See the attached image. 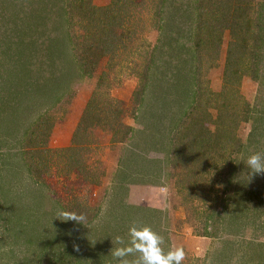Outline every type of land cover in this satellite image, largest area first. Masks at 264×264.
Masks as SVG:
<instances>
[{
  "label": "rangeland",
  "instance_id": "rangeland-1",
  "mask_svg": "<svg viewBox=\"0 0 264 264\" xmlns=\"http://www.w3.org/2000/svg\"><path fill=\"white\" fill-rule=\"evenodd\" d=\"M110 1L87 0L82 6L103 8ZM122 1L111 4L119 10L117 22L109 25H98L99 10L97 14L71 10L72 20L66 31L71 37L69 56L74 61L58 68L66 72L68 87L54 105L42 110L40 118V108L35 115L29 116L27 109V116L18 114L13 120L7 111L1 114L0 110V264H264V205H258L263 194L258 193L257 198L253 192L261 184L264 190V159L259 164L254 161L260 157V153H254L258 145L255 141L264 133V116L257 119L264 115V110L259 113L264 109V100H258L260 83L250 76L241 79V95L258 111L252 114V120L239 122L231 133L234 140L220 138V144L211 148L220 162L238 159L237 168L230 167L232 180L224 191L218 179L228 167L218 166L202 174L180 161L174 164L168 139L153 136L152 127H159L161 132L162 126L166 128L172 119L181 117L194 92L188 89L189 74H173L169 63L164 69L153 67L148 71L149 59L161 44L151 0ZM251 1L257 6L263 0ZM34 7L36 12L40 10L36 4ZM54 9L48 7L54 12L49 11L48 16L56 15ZM21 25L27 42L37 45L39 52L47 47L50 27L36 24L29 32L25 23ZM16 30L9 33L0 27V106L8 100L7 93L35 101V87H29L30 91L22 86L16 91L24 81L20 75L9 76V69L14 67L10 63L20 57L29 62L28 68H35L40 58L48 61L45 53L36 54L33 47L19 45L15 39L21 36L15 38ZM44 30H48V36L39 34ZM3 37L10 40L4 42ZM99 38L106 41L108 49L105 47V54L96 58L93 66L89 59L95 57L86 49L92 46L93 52L95 43L103 44ZM230 39L225 30L217 62L205 63L202 79L206 90L198 96L200 111L196 115L207 119L205 124L212 131L216 125L208 118H216L218 105L225 103L227 112H240L233 100H228L230 94L220 99L207 95L210 89L219 92L224 86ZM20 51L25 56H20ZM159 53L163 54L161 50ZM84 62L94 67L90 75L78 69ZM146 72L150 82L144 106L140 107V75ZM181 85L188 89L184 94L179 92ZM37 90L38 94L45 91ZM152 95L160 100L149 102ZM77 105L79 112L75 111ZM163 107L172 119L163 115ZM70 111L80 113L79 121L71 143L61 146L57 132ZM39 119L43 120L41 125ZM12 122L22 126L19 131ZM256 125L260 127L255 130ZM25 129L30 130L26 135ZM5 130L9 131L7 135ZM237 139L247 146L239 154L233 152ZM225 143L228 149L219 152ZM201 187L203 193L224 191L227 201L205 203L196 199L194 190ZM244 202L251 208L235 218V207ZM218 212L224 213L222 218L216 216ZM203 219H220L213 237L202 235ZM223 239L228 245L221 252Z\"/></svg>",
  "mask_w": 264,
  "mask_h": 264
},
{
  "label": "trees",
  "instance_id": "trees-1",
  "mask_svg": "<svg viewBox=\"0 0 264 264\" xmlns=\"http://www.w3.org/2000/svg\"><path fill=\"white\" fill-rule=\"evenodd\" d=\"M0 1V27H2L5 32L9 33L14 30V28H17L15 38L18 36H21V38L15 40L19 45H24L25 49H31L33 47L36 54L45 53L43 55L45 56V59L48 57V61H46V59L45 63L43 62V58H40V65L35 68L31 66V68H28L29 62L20 57L19 59H16V62L10 63L14 67L9 69L11 72L9 73V76L17 74L20 75L22 78L21 80L24 81V84L21 85L19 89L16 88V91L21 90L22 86L29 90V87H31V90L35 87V95L33 96L35 101L33 102L29 98L26 99L27 96L18 97L16 94L11 97L8 95L9 93H7L5 94V97H7L8 100L2 101L1 106H3V108L0 106V108H2L0 109L1 114L2 112L7 111L9 118H12L13 120L18 117V114L19 117L27 116V109H29V116H32L35 115L36 110L40 108V115L38 116V118H40L43 115L42 110H46L47 107L54 105L56 100L61 98L62 94L68 87V77H65L66 72L64 69L58 68L64 66L66 62L71 63L74 61L73 58H70L69 56L68 41H70L71 37L66 31L72 20L71 10L81 11L84 14L88 12H90V14H97L99 10L98 21L100 24L98 25H109L118 20V12L116 10L118 8L115 7L114 10V8H111V4L116 5L123 1L111 0L110 4L103 8L94 5H87L86 7L84 6L85 9L82 5L83 2L87 0ZM35 4L40 9L38 12L34 10ZM150 5L152 6L151 9L155 11L153 15L158 18L157 22L160 25L161 44L159 50L158 46L154 50H157L158 52L154 53L149 59L148 71L153 67L164 69V65L169 63V65L172 66L173 74L175 72L181 76L189 74L188 86L190 87L188 89L191 88V91L194 92L192 97H189L187 100V109L183 110L181 117L177 120L172 119L170 114L166 113V107H163L165 108L164 110L161 108L163 110V115L169 117L173 121H170L171 124L166 128L165 125H161V129H163L161 132L159 127H152L153 136L161 137L162 141H164L165 137L168 139L171 152L173 153L172 159L174 161L176 160L174 164L180 161L186 168H197L196 171L201 172L202 174L208 173L211 168H218V166L223 169L228 167V172H224L223 176L219 175L220 179H218V182L223 185L225 191L227 186L231 184L232 180L231 177L233 175V170L230 167L237 168L239 165L238 159H221V163L216 160L215 155L211 153V148L216 144H220V138L222 140H227L226 142L234 140L235 135H231V133L236 129L239 122L241 120H252V118H254L252 117V114L258 111L254 109L240 93L238 85L244 76H250L260 83L258 100L260 102L264 100V0L257 6L255 4L254 6L251 0H151ZM49 6L56 8L54 9L56 12L54 17H57L55 20L52 15L48 16L50 11L48 10ZM43 12H45L46 15ZM52 17L53 20H51ZM23 23L27 25L29 32L33 31L32 29L36 24H39V26L43 25L45 28H47V26L48 28H51V32H49L50 35L47 34L48 30L39 32V34L43 36L46 34L47 36L49 35L46 37L49 44L47 47L45 46V48H42L41 52L36 48L37 45L34 47L29 41L27 42L25 40L27 33H25V30L21 25ZM225 30L229 31L231 39L226 52L223 72L224 86L219 92L210 89L207 95L217 99L218 97L222 98L230 94L228 100H233L232 102L240 108V112H227L228 110L223 107L225 106V103L218 105V114L216 118L214 120L208 118L209 120H212L214 125H216V129L212 131V129L205 124L207 119L201 117L199 114L196 115V113L200 111L198 106V96L200 91L206 90L204 79H202L205 63L208 64V62H210L211 64H215L217 62L223 41V32ZM1 35L2 34L0 33V36ZM100 38L98 39V42H102L103 44L95 43L96 49H93V52L92 46L90 48L88 47L89 49H86V52L91 51V55H93L95 59H99V56L101 57L105 54V47L106 50L108 49L106 41H103V39ZM1 40L5 42L9 41L10 38L3 37ZM160 50L163 54L159 53ZM19 55L25 56L22 52L19 53ZM86 57L88 56H85L84 59ZM95 59H89L90 61H88L89 63L92 62L91 65L93 64L94 66L98 60ZM87 63L84 62V64L81 63V65H79L80 68L78 69L83 75H90L93 71L94 67H91V65L90 67L85 65ZM140 82L141 88L139 89V93L143 95H139L138 100L140 102L142 101L140 107H143L145 100L144 93H147L150 82V75L148 72L140 75ZM181 87L179 88L180 94L187 92V87H184L183 85H181ZM37 89L45 91L42 93L39 91L38 94V92H36ZM159 98L158 95L149 96V102H158V100H160ZM183 99L185 100V98ZM11 108H14L16 112H12ZM224 110L226 112H224ZM263 110L264 109L259 111V113H263ZM258 116L257 119L261 120L264 115ZM187 118H190L189 122H187ZM5 120L7 119H4V121ZM38 121L39 125L43 123V120L39 119ZM166 121L168 122V118ZM17 123L12 122V124L17 126L16 131H19L25 124L24 119L22 126ZM185 123L188 124H186V130H183V125H185ZM34 124L35 123L33 122L30 125ZM165 124L167 123L165 122ZM256 126L255 130L259 125ZM29 131H26L25 129L24 135L29 133ZM8 133L9 131L5 130V134L7 135ZM79 133L80 128H78L75 136L79 135ZM263 136L264 133L259 135L261 139ZM261 139L255 141L258 145H255L256 150L254 153H260L258 159L254 158V161L258 160L257 164L260 163L262 158L264 159V154H262L264 153V141H260ZM26 140L28 141L29 139ZM74 143H79V141H74ZM233 144L237 147L233 150L236 154L242 152L245 147L247 148L244 143H239L238 139ZM71 148L72 147L70 146L67 150ZM225 149H228L227 143L222 145L218 151L220 152V150ZM75 161L78 162L79 160L75 159ZM188 171L189 170L186 171L184 177L188 175ZM188 185H193V183H188ZM189 188H191V186H189ZM202 189L204 188L201 187L194 190L193 195H195L196 199H201L202 201H205V203L219 202V200L222 202L227 201L224 197L225 193L223 194L224 191L220 194L219 190H204L203 193L200 191ZM253 192L257 198H259L258 193L263 194L262 197L259 198L258 205H264V190L262 184L258 186L256 185ZM244 203L245 205L240 203V206L235 207L236 213L233 214L235 218L242 217V214H245L251 208L249 204L246 202ZM226 207L229 208V205L227 204ZM221 214V212H218L216 213V216H221L222 218L224 213ZM211 215L214 216L215 213L213 212ZM203 221L204 233L202 235L213 237V233L219 228L218 222H220V219H203ZM226 240L223 239L224 242L220 249L221 252L226 251L228 245V240Z\"/></svg>",
  "mask_w": 264,
  "mask_h": 264
},
{
  "label": "crops",
  "instance_id": "crops-1",
  "mask_svg": "<svg viewBox=\"0 0 264 264\" xmlns=\"http://www.w3.org/2000/svg\"><path fill=\"white\" fill-rule=\"evenodd\" d=\"M78 108L79 105L76 106L75 111H78ZM79 115L80 113L70 111L65 121H62V126L60 130L57 132V138H58L57 142L59 145L66 146L67 144L71 143L73 133L79 121L78 120Z\"/></svg>",
  "mask_w": 264,
  "mask_h": 264
}]
</instances>
